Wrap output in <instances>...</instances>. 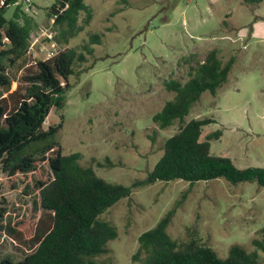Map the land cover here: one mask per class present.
<instances>
[{"label": "rangeland", "instance_id": "374dc122", "mask_svg": "<svg viewBox=\"0 0 264 264\" xmlns=\"http://www.w3.org/2000/svg\"><path fill=\"white\" fill-rule=\"evenodd\" d=\"M55 1L17 0L33 28L29 50L8 68L13 80L8 90L0 88V96L13 108L27 85L23 77L35 70L37 58L69 47L89 48L81 66L86 69L69 77L62 112L52 108L43 124L44 129L55 125L63 115L56 135L63 155L78 152L79 163L92 166L107 182L130 185L146 176L165 140L184 123L212 118L201 135L205 139L220 131L210 140L212 154L229 157L239 168L264 166V0H84L88 10L80 11L71 35L51 21ZM16 4L7 7V18ZM93 34L100 36L99 43H90ZM212 49L222 61L234 58L225 82L214 95L202 92L181 121L160 128L152 116L174 97L166 81H186L190 66ZM34 200L38 203V190L26 193L20 184L10 188L0 165V260L8 256L17 261L34 250L27 234L33 233L42 212ZM170 209L167 232L172 239H195L222 258L231 245L252 252V240L264 237V186L256 181H155L134 188L99 216L116 228L117 236L95 260L132 263L138 236ZM8 224L16 234L7 232ZM257 255L255 264H264V251ZM143 258L141 254L134 264H142Z\"/></svg>", "mask_w": 264, "mask_h": 264}, {"label": "trees", "instance_id": "16d2710c", "mask_svg": "<svg viewBox=\"0 0 264 264\" xmlns=\"http://www.w3.org/2000/svg\"><path fill=\"white\" fill-rule=\"evenodd\" d=\"M16 3L17 0H0V88L4 90L13 80L8 68L28 52L33 28L32 18ZM11 4H16V9L7 18L5 12ZM87 10L84 0H56L50 14L55 15L53 25L67 27L63 32L71 35L80 11ZM99 42L98 34L90 36V43ZM82 48L77 51L69 47L45 59L37 58L35 70L23 77L27 85L13 108L0 96L1 169L9 178L10 188L20 184L23 192L38 190V203H33L42 211L33 233L27 234L36 244L34 250L17 261L6 256L0 264H99L95 257L107 252V242L117 236L116 228L99 216L119 199L128 197L134 188L155 181L182 179L193 184L221 177L231 183L254 180L264 186V166L239 168L229 157L210 152V140L218 138L220 131L207 134L205 139L201 135L203 126L214 122L212 118H193L184 123L165 140L162 155L146 176L130 185L107 182L92 166L79 163L78 152L63 155L56 138L63 115L55 125L44 129L43 124L52 108L62 112L71 87L69 77L86 69L81 66L91 51L86 46ZM233 60L232 56L222 61L217 50L212 49L201 62L190 66L186 81H166L165 87L174 92V97L152 120L160 128L170 126L175 119L181 121L202 92L214 95L222 86ZM173 211L168 210L154 227L138 236V248L128 264L138 262L141 254L142 264H255L257 251H264V237L252 240V252L231 245L224 258L195 239L178 242L167 232ZM5 228L10 235L16 234L14 226L8 224Z\"/></svg>", "mask_w": 264, "mask_h": 264}, {"label": "built area", "instance_id": "2783aa9c", "mask_svg": "<svg viewBox=\"0 0 264 264\" xmlns=\"http://www.w3.org/2000/svg\"><path fill=\"white\" fill-rule=\"evenodd\" d=\"M54 17H55V15L53 14V15H51V21H52V23H53V21H54ZM50 37V36H49ZM53 54V52L51 51V53H50V55L49 56H51ZM49 56H47V57H49Z\"/></svg>", "mask_w": 264, "mask_h": 264}]
</instances>
